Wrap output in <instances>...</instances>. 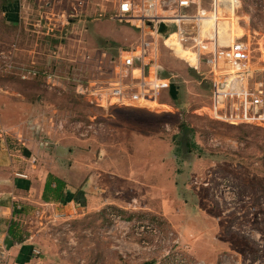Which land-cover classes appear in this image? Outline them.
<instances>
[{
	"label": "rangeland",
	"instance_id": "374dc122",
	"mask_svg": "<svg viewBox=\"0 0 264 264\" xmlns=\"http://www.w3.org/2000/svg\"><path fill=\"white\" fill-rule=\"evenodd\" d=\"M118 2L19 0L21 23L9 26L0 12V86L12 97L42 95L36 112L53 105L65 129L74 119L90 127L73 158L83 154L86 174L67 177L71 200L81 203L44 206L28 219L36 241L28 264H264V127L209 118L211 85L189 54L159 45L163 75L176 87L175 98L167 91L160 102L173 111L102 109L75 93L106 76L97 68L119 48L138 42L135 25L113 18ZM238 2L233 37L247 44L264 84V0ZM10 60L15 71L53 73L65 95L21 85L4 71ZM181 124L197 147L187 158L175 155Z\"/></svg>",
	"mask_w": 264,
	"mask_h": 264
},
{
	"label": "built area",
	"instance_id": "2783aa9c",
	"mask_svg": "<svg viewBox=\"0 0 264 264\" xmlns=\"http://www.w3.org/2000/svg\"><path fill=\"white\" fill-rule=\"evenodd\" d=\"M238 7V0H119L113 18L135 25L139 41L119 48L114 58L105 60V68H97L106 76L78 84L75 93L102 109L158 111L167 107L173 111L160 102L172 85L159 65L161 44L172 52L189 54L186 60L195 72L210 78L209 118L264 127L263 80L252 66L247 44L233 37L239 20L234 22L232 16ZM160 25L167 28V34L159 33ZM4 71H15L11 60ZM15 73L24 81L41 77L47 90L57 88L54 74L46 69L17 67ZM73 126L79 129L81 123Z\"/></svg>",
	"mask_w": 264,
	"mask_h": 264
},
{
	"label": "crops",
	"instance_id": "0c3cea01",
	"mask_svg": "<svg viewBox=\"0 0 264 264\" xmlns=\"http://www.w3.org/2000/svg\"><path fill=\"white\" fill-rule=\"evenodd\" d=\"M9 7L10 14L6 13ZM3 11L10 24L21 23L19 0H15L14 5L4 6ZM101 56H104L103 52ZM159 65L163 74L160 57ZM201 77L203 81L211 83L207 75ZM25 84L30 83L21 85ZM58 85L60 87L54 90L59 95H65L67 87ZM38 86L42 92H49L43 80ZM7 90L8 86H0V91L6 95L0 94V264H28L36 256L35 233L28 227V219L39 214L44 206L67 209L70 205L81 203L69 199L72 191L67 177L76 179V175L80 177L81 172L86 174L87 165L79 162L83 154L77 160L73 158L74 151L81 148H78L81 141H85L83 138L88 134V127L80 119H74L72 123L79 121L81 128L73 126L65 129L63 123L67 121L58 117L53 105L48 109L50 113L36 112L43 104L42 95L36 94V97L27 100L20 91L16 90V96L12 97L13 94ZM7 94L11 97H7ZM51 118L54 120L53 129L49 122ZM56 180L64 185L63 196L58 200H54L50 192L56 187ZM83 185H86L85 179ZM80 197L77 199L80 200Z\"/></svg>",
	"mask_w": 264,
	"mask_h": 264
},
{
	"label": "trees",
	"instance_id": "16d2710c",
	"mask_svg": "<svg viewBox=\"0 0 264 264\" xmlns=\"http://www.w3.org/2000/svg\"><path fill=\"white\" fill-rule=\"evenodd\" d=\"M13 1H15V0H0V8H1L0 12L3 13L4 12L3 11L4 6L11 4V2H13ZM3 22L8 24V26L10 25V21H7L5 19V17H3ZM9 75L15 76L22 83L26 82L24 80H20L16 73H9ZM33 81L36 84L35 87L38 86L40 83L42 84V78L41 77H37V78L33 79ZM175 90H176V87L174 85H171L169 92H170L171 97H173V98L176 97ZM134 109H136V108H134ZM178 130H179L178 134L173 137V141L176 145L175 155L178 157L179 156L185 157V156L189 155L193 149L197 148L192 141L193 140L192 139L193 130L185 124H181L179 126ZM185 158H187V157H185ZM63 189H64V185L62 184V182L56 180V187L52 191L50 190L54 200H58L63 196ZM71 196H69V199H71Z\"/></svg>",
	"mask_w": 264,
	"mask_h": 264
},
{
	"label": "water",
	"instance_id": "95a60500",
	"mask_svg": "<svg viewBox=\"0 0 264 264\" xmlns=\"http://www.w3.org/2000/svg\"><path fill=\"white\" fill-rule=\"evenodd\" d=\"M167 32H168L167 28L164 25H160L159 26V33L160 34H164L165 35V34H167Z\"/></svg>",
	"mask_w": 264,
	"mask_h": 264
}]
</instances>
